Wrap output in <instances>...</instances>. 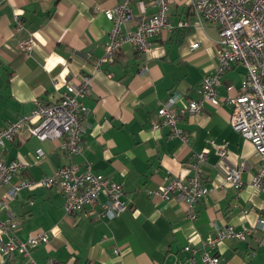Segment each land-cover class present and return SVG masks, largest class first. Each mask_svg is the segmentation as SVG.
Returning <instances> with one entry per match:
<instances>
[{
	"label": "crops",
	"instance_id": "obj_1",
	"mask_svg": "<svg viewBox=\"0 0 264 264\" xmlns=\"http://www.w3.org/2000/svg\"><path fill=\"white\" fill-rule=\"evenodd\" d=\"M120 1L7 0L0 6V128L29 114L36 100L59 102L82 75H93L92 92L83 100L88 132L82 154L70 160L62 140L41 141L24 132L2 151L7 162L24 165L11 183L40 180L71 162H89L95 173L123 184L127 206L114 220L75 219L66 216L65 198L57 188L23 190L10 203L20 222L18 238L48 233L49 243L32 251L36 264H204L205 252L219 256L221 264H264V229L257 228L264 218V193L252 186L258 162L252 143L229 123L233 107L206 104L201 114L186 116L179 125L189 137L187 144L173 138L169 127L154 128L171 93H179L177 105L184 107L197 98L203 78L216 72L217 26L205 21L200 27L188 0H174V29L152 38L148 57L126 43L113 62H101L114 27L104 10ZM130 7L134 20L123 26L125 32L157 9L151 0H135ZM180 22L190 26L181 28ZM29 41L31 51L23 50ZM195 42L199 48L192 49ZM145 64L149 69L140 74ZM245 74L243 66L234 64L222 76L221 100L237 96ZM216 147L226 148L227 155L222 158ZM206 148L210 152L201 165V182L210 194L190 220L184 200L176 194L161 200L153 191L172 176L192 177L189 163ZM236 170L243 182L240 190L224 184L226 174ZM228 225L252 231L243 241L226 240L210 248L215 226ZM187 246L196 254L186 252ZM0 264L30 262L15 251L9 257L0 254Z\"/></svg>",
	"mask_w": 264,
	"mask_h": 264
},
{
	"label": "built area",
	"instance_id": "obj_2",
	"mask_svg": "<svg viewBox=\"0 0 264 264\" xmlns=\"http://www.w3.org/2000/svg\"><path fill=\"white\" fill-rule=\"evenodd\" d=\"M7 0H0V6ZM135 0H121L112 8L104 10L106 17L113 22L114 27L110 34V43L101 62H113L116 52L124 44H131L147 57L154 49L152 38L163 31L171 32L174 26L170 20L171 6L174 0H151L156 6V12L151 16H142L138 19L135 29L123 31V26L132 20L134 15L131 3ZM191 13L202 27L207 21L218 28L219 41L216 50L218 65L214 74L206 75L197 88V98L189 100L184 107H178L180 95L171 93L161 104L157 112L159 122L154 128L169 127L171 136L180 139L184 144L189 141L188 135L180 127V122L190 115L203 112L206 104L218 107L222 102L233 107L230 116V125L255 149V158L258 162L256 174L252 179V186L259 193H264V0H188ZM181 28L190 26L189 22H180ZM199 42L191 44L192 49L199 48ZM23 50L31 51V42L22 45ZM240 64L246 70L240 92L235 97L223 100L218 96V87L222 83V76ZM149 67L145 64L140 74H146ZM93 75H82L79 82L73 84L59 102L46 104L36 100L33 110L16 121L0 128V254L9 257L19 251L29 259L30 264H36L32 258V251L41 245L49 243L46 232L30 234L26 241L18 238L16 231L20 222L15 219L10 210V203L18 198L23 190H33L38 187L57 188L65 198L64 209L70 218L95 217L99 220H114L127 208L123 200V184L108 177L95 173L89 162L82 166L77 163H68L59 167L50 176L40 180L19 179L11 183L15 175L20 174L24 165L19 161L7 162L2 151L6 142H13L24 132L37 137L41 141L62 140V148L68 159L81 155L83 152L84 137L88 132L85 116L88 109L84 104L92 92ZM217 153L224 158L227 150L216 147ZM209 148L195 154L194 160L189 163L193 171L189 179L172 176L153 196L161 200H170L176 194L184 200L190 220L197 218V207L210 194V189L201 182V165L206 162ZM41 158H45L42 149L37 151ZM224 184L240 190L243 182L240 179V170L227 173ZM10 187L3 192V188ZM104 196V201L100 197ZM6 214V219L1 215ZM258 229H264V218L259 220ZM251 229L244 228L236 231L233 226L221 228L215 226V236L209 241V247L215 248L218 242L226 240L243 241L251 234ZM186 252L192 255L196 251L187 246ZM204 264H221L222 259L217 255L205 252L202 255ZM52 260L48 264H53ZM194 263V259L191 260Z\"/></svg>",
	"mask_w": 264,
	"mask_h": 264
},
{
	"label": "trees",
	"instance_id": "obj_3",
	"mask_svg": "<svg viewBox=\"0 0 264 264\" xmlns=\"http://www.w3.org/2000/svg\"><path fill=\"white\" fill-rule=\"evenodd\" d=\"M110 179V178H109Z\"/></svg>",
	"mask_w": 264,
	"mask_h": 264
}]
</instances>
